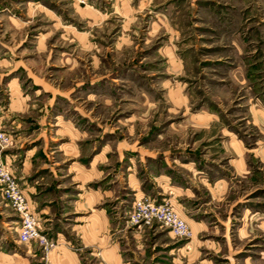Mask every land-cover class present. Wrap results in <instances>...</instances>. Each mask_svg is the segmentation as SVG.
I'll use <instances>...</instances> for the list:
<instances>
[{
  "label": "rangeland",
  "instance_id": "rangeland-1",
  "mask_svg": "<svg viewBox=\"0 0 264 264\" xmlns=\"http://www.w3.org/2000/svg\"><path fill=\"white\" fill-rule=\"evenodd\" d=\"M81 1L0 0V164L63 209L84 260L70 227L104 211L139 264H264V0ZM143 197L192 237L132 223ZM32 210L49 246L19 242L0 192V264H54Z\"/></svg>",
  "mask_w": 264,
  "mask_h": 264
},
{
  "label": "crops",
  "instance_id": "crops-1",
  "mask_svg": "<svg viewBox=\"0 0 264 264\" xmlns=\"http://www.w3.org/2000/svg\"><path fill=\"white\" fill-rule=\"evenodd\" d=\"M10 92L11 97H14L16 92H13L12 90ZM27 164L28 161L25 160L23 164L24 170H26ZM24 177L25 175L15 178L18 180L21 188L23 189L31 208H33L35 213L40 216V220L42 221L45 230L47 232L49 230H53V236L57 238L56 240L58 244L56 248L51 252V261L54 264H90V262H88V258L96 255L95 252L97 251L101 253V259L94 256L93 259L96 264L140 263V261L136 257L132 256V253L134 252L126 248L127 244H125L124 246L122 245V242L118 240L114 231V222L104 211H94L88 216H80L79 218L84 220H81V222H79V224H77L76 226L70 227V229L73 230V234H75L76 238L80 242L81 247L88 251L90 254H88L89 257L85 258L84 260L81 253L75 252L67 247L68 244H66L67 239L65 232L69 228L65 226H55V219L58 216L63 215V209H61L59 205L56 204L51 207H42V205L45 203V201L41 199L40 195V193L43 191L42 188L35 187L32 183H29L27 179H24ZM156 179H158L157 181H159V183L163 180L168 181V179H166L165 177ZM166 184L169 185V183ZM40 185H42V183ZM40 185L39 187H41ZM132 191L135 192L136 198L144 195L141 189H132ZM81 196L82 194L80 195V197ZM90 200L91 198L85 196L83 200H78L77 204H80L79 206L82 207H87ZM79 206L75 208V213H79ZM136 248L139 250L138 257L140 256V258H144L147 250L145 243L140 242V244H136Z\"/></svg>",
  "mask_w": 264,
  "mask_h": 264
},
{
  "label": "built area",
  "instance_id": "built-area-1",
  "mask_svg": "<svg viewBox=\"0 0 264 264\" xmlns=\"http://www.w3.org/2000/svg\"><path fill=\"white\" fill-rule=\"evenodd\" d=\"M13 143L12 135L0 127V150L3 151L11 147ZM0 192L19 218V242L28 244L32 241H38L43 246H49L50 242L40 232L37 218L18 180L10 169L3 164H0ZM130 220L139 226L161 224L169 228L178 239H189L193 235L187 221L176 212L171 204L158 203L156 200L146 197L135 200Z\"/></svg>",
  "mask_w": 264,
  "mask_h": 264
}]
</instances>
